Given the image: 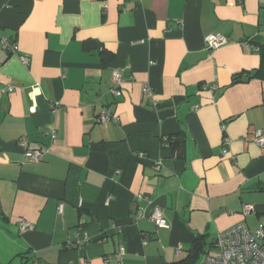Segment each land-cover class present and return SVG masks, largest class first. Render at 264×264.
<instances>
[{
	"label": "crops",
	"instance_id": "obj_1",
	"mask_svg": "<svg viewBox=\"0 0 264 264\" xmlns=\"http://www.w3.org/2000/svg\"><path fill=\"white\" fill-rule=\"evenodd\" d=\"M0 38V264H177L203 234L198 264L264 221V0H0Z\"/></svg>",
	"mask_w": 264,
	"mask_h": 264
},
{
	"label": "built area",
	"instance_id": "obj_2",
	"mask_svg": "<svg viewBox=\"0 0 264 264\" xmlns=\"http://www.w3.org/2000/svg\"><path fill=\"white\" fill-rule=\"evenodd\" d=\"M207 49L215 50L228 43V39L216 33H208L204 37ZM1 45L7 50H15L16 44L10 43L8 38H0ZM24 64L27 59L21 55ZM124 81L118 72L112 73L111 93L115 96L121 94L119 86ZM215 86L205 85L204 88L213 89ZM11 85L0 86V94L7 93L12 90ZM35 91V90H34ZM144 93L147 97L152 96V90L148 86H144ZM110 117L109 113L101 110L97 116L99 121H106ZM54 136V133H52ZM253 141L260 147H264V129L257 128L253 133ZM229 142L228 138H224L221 148V153H227L226 145ZM43 148L27 149L25 156L31 161H37L43 154ZM138 198L142 195L138 194ZM109 202V198L106 203ZM61 205L59 206V210ZM253 210L251 204H244L242 207L243 215H248ZM149 220L156 226L161 228L168 227V223L163 215L160 207L155 206L149 214ZM18 227L21 230L31 227L30 223L25 220L18 222ZM88 239L84 241L75 240L74 243L78 246L87 243ZM215 247L218 250L216 255H205L198 264H264V221H262L256 228L249 229L246 224L239 223L225 231L219 232L215 237ZM179 248V247H178ZM177 248V250H178ZM124 253V247L118 246V249L113 255L106 258L107 264H120L121 255Z\"/></svg>",
	"mask_w": 264,
	"mask_h": 264
},
{
	"label": "trees",
	"instance_id": "obj_3",
	"mask_svg": "<svg viewBox=\"0 0 264 264\" xmlns=\"http://www.w3.org/2000/svg\"><path fill=\"white\" fill-rule=\"evenodd\" d=\"M9 39L10 43L16 44L15 40L13 39ZM17 45V44H16ZM17 49V48H16ZM15 49V51H16ZM183 134L182 133H176L173 135H169L165 137V144L168 146H171L175 152L178 151V143H180V139L182 138ZM162 139V141L164 142V140ZM208 246H212L213 243L210 242L208 243ZM207 250V244L205 241V236L203 234H199L197 236L194 237V239L192 240L188 250H187V254L186 256L179 260L177 262V264H194L197 259L199 258V256L203 253H205Z\"/></svg>",
	"mask_w": 264,
	"mask_h": 264
},
{
	"label": "rangeland",
	"instance_id": "obj_4",
	"mask_svg": "<svg viewBox=\"0 0 264 264\" xmlns=\"http://www.w3.org/2000/svg\"><path fill=\"white\" fill-rule=\"evenodd\" d=\"M210 253H211V254H216L217 251H216V249H212V250L210 251Z\"/></svg>",
	"mask_w": 264,
	"mask_h": 264
},
{
	"label": "water",
	"instance_id": "obj_5",
	"mask_svg": "<svg viewBox=\"0 0 264 264\" xmlns=\"http://www.w3.org/2000/svg\"><path fill=\"white\" fill-rule=\"evenodd\" d=\"M182 152H183V147H181V149H180L179 153L181 154Z\"/></svg>",
	"mask_w": 264,
	"mask_h": 264
}]
</instances>
